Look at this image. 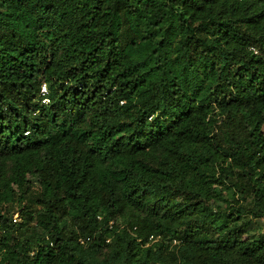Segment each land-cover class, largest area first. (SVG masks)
Segmentation results:
<instances>
[{
	"label": "trees",
	"instance_id": "trees-1",
	"mask_svg": "<svg viewBox=\"0 0 264 264\" xmlns=\"http://www.w3.org/2000/svg\"><path fill=\"white\" fill-rule=\"evenodd\" d=\"M263 127L264 0H0V264H264Z\"/></svg>",
	"mask_w": 264,
	"mask_h": 264
},
{
	"label": "rangeland",
	"instance_id": "rangeland-1",
	"mask_svg": "<svg viewBox=\"0 0 264 264\" xmlns=\"http://www.w3.org/2000/svg\"><path fill=\"white\" fill-rule=\"evenodd\" d=\"M262 131L264 133V127L262 128ZM5 171H7L5 169ZM31 179H33L32 177H30ZM36 185H33L32 190L35 191L36 190ZM221 205H223V203H219ZM22 204L21 203H12L10 205V212L13 213L16 210H20L21 209ZM167 210H165L166 212ZM33 213V211H32ZM23 217V216H22ZM14 218L19 220V216L16 214H14ZM121 225L125 224V221H120L119 222ZM30 224H34V221H31ZM264 234V216L261 218H256V217H251L250 218V223L249 225L245 228V233L243 237H256L258 235H263ZM158 238H152L148 245L154 246L155 243H157ZM83 240V239H82ZM109 240V239H108ZM164 243L169 245V249L173 250V243H175V241H173V239H169V237H167L166 239H164Z\"/></svg>",
	"mask_w": 264,
	"mask_h": 264
},
{
	"label": "built area",
	"instance_id": "built-area-1",
	"mask_svg": "<svg viewBox=\"0 0 264 264\" xmlns=\"http://www.w3.org/2000/svg\"><path fill=\"white\" fill-rule=\"evenodd\" d=\"M46 92V88H45V84H43L42 86H41V93L42 94H44ZM45 101H46V99H45ZM83 240H81V242H82Z\"/></svg>",
	"mask_w": 264,
	"mask_h": 264
}]
</instances>
